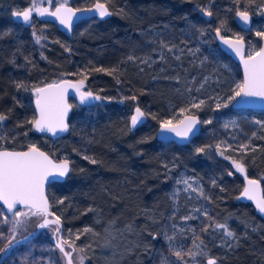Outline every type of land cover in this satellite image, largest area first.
<instances>
[{"label": "trees", "instance_id": "1", "mask_svg": "<svg viewBox=\"0 0 264 264\" xmlns=\"http://www.w3.org/2000/svg\"><path fill=\"white\" fill-rule=\"evenodd\" d=\"M97 1L108 4L112 12L110 18L80 23L72 38L42 19L27 25L20 22L16 30L11 16L0 15V112L9 117L3 123L5 140L0 148L26 150L34 145L55 159H67L71 163L68 178L53 182L48 188L51 211L60 217L64 231L97 226L94 222L97 213L101 221L98 225L102 228L112 221L129 224L140 217L144 209L161 211L168 197L163 168L177 163L191 167L195 161L192 148L205 146L201 143L203 131L187 145L158 140L160 122L169 116V106H176L185 98L180 82L202 85L199 79L193 80L198 72L214 69L224 72L220 64L213 68L203 61L199 47L191 49L192 39L186 38L187 33L197 27L214 35L213 30L224 21L228 30L221 31L235 38L242 33L235 22L236 11L252 10L251 6L248 8L249 0H70L69 4L87 8ZM202 7H210L214 15H203ZM148 29L163 34L161 39L155 40L163 58L141 65L143 60L136 58L133 52L136 40L133 37ZM33 32L42 37L40 43L36 42ZM245 34L252 35L251 32ZM214 37L208 38L218 47ZM259 45H262L261 38ZM193 50L198 51L195 57L191 56ZM152 51L156 49H150ZM220 51L233 63L243 82L239 64ZM130 56L134 59H129ZM200 61L203 62L201 67ZM100 67L116 71L110 75L94 70ZM82 73L87 75V90L101 99L93 105H81L72 98L70 131L62 138L55 140L37 133L29 123L38 117L33 89L65 78L80 80L84 78ZM225 78L228 76L224 74L222 80ZM18 83L25 87L18 89ZM131 96L136 100H131ZM137 106L149 115L147 122L133 131L130 121ZM246 111L264 114L263 110ZM93 160L96 162L92 163ZM228 163L229 159L219 155L216 171L220 173V185L208 201V215L217 223H227L236 239L225 238L222 230L201 231L202 225L210 222L203 216L188 250L197 251L194 245L203 241L208 256L185 255L187 264H206L208 258H215L217 264H264V218L251 202L240 199L245 177L259 179L264 191V132L258 150L249 153L244 161L245 176L231 169ZM41 222L40 217H33L29 234L37 230ZM54 227L51 225L44 230H50V241L55 245ZM23 244L17 245L8 258ZM7 246L8 243L3 249ZM65 248L69 250L67 245ZM164 251L173 264H183L167 246ZM87 257V264H91Z\"/></svg>", "mask_w": 264, "mask_h": 264}, {"label": "rangeland", "instance_id": "2", "mask_svg": "<svg viewBox=\"0 0 264 264\" xmlns=\"http://www.w3.org/2000/svg\"><path fill=\"white\" fill-rule=\"evenodd\" d=\"M69 2L70 0H0V15L11 16L17 23L13 24L17 30L21 26V21L12 16L13 11H23L33 5L52 9L58 4H69ZM248 2V8L251 6L252 10L243 11L250 12L255 20L253 29L250 31L251 37L237 27L242 32L238 36L244 37L249 54L253 51V46L256 50L261 47L260 37H257L255 33L264 31V1L249 0ZM38 19H40L39 14L34 11L32 21ZM224 29L228 30L226 27ZM154 30H142L133 37L136 39L133 47V52L137 54L136 58L139 56L140 60H149L147 63L140 61L141 65L149 64L162 55V51L155 46V40L159 37L161 39L163 34ZM214 35L206 32L201 35L196 27L194 31L187 33L186 38L192 39L191 49L199 47L202 50L203 61L208 62L213 68L215 64H220L224 69L223 74L218 69L212 72L200 71L193 80L199 79L202 85H195V83L193 85L192 81L180 82L185 98L178 105L169 106V116L166 118L171 119L174 124L191 112L197 113L196 115L203 122L201 143L204 144L205 151L198 153L196 151L198 148L194 145L192 149L195 161L191 167L177 163L163 168L168 197L160 212L144 209L141 216L129 224L119 225L117 221H112L102 228L99 226L101 221L97 213L94 217L97 226H86L80 231H64L63 239L74 244L77 249L84 248L83 253L78 251L73 253L75 264H78L77 257L80 255L85 257L84 264L88 263L87 255L91 259V264H162L165 259L168 264H173L172 259L164 251V246L170 249L165 234L174 237L172 243L177 249L188 250L190 241L197 235V228L202 223L203 213L205 211L209 213L208 201L213 196L216 186L220 185V173L216 171L218 157L222 156L220 153L223 152V155L229 159V167L235 169L233 160L244 164L248 154L258 150L260 136L264 132V114L256 111L248 112L246 111L248 109L236 110L233 108L234 101L228 103L226 107L223 106L226 98L231 95V90L242 82L238 78L233 63L226 60L221 49H218L219 45L216 47L209 40L208 37H214ZM214 38L216 39V36ZM150 49H156V51L150 52ZM197 52L193 50L191 56L195 57ZM224 74L228 76V79L222 80ZM201 100L204 103L200 108L191 107L193 102L199 103ZM217 103L221 104L219 109L216 108ZM181 109L186 111L181 113ZM207 120H211L212 123H204ZM0 136L5 137L4 125H0ZM217 145L220 147L217 148ZM181 179H187L193 188L202 189L204 195H200L199 191L185 190L186 185L178 183ZM197 209L199 211H196ZM3 216L8 217L7 222L3 221ZM185 216L195 218L182 219ZM12 220L13 215H8L0 204V249H3L13 235L15 238L25 236L32 228L33 217L13 234ZM77 235L79 239L76 238ZM56 247V244L50 241V230H42L35 238L18 248L7 259V264H67L66 258L60 251L58 252Z\"/></svg>", "mask_w": 264, "mask_h": 264}, {"label": "snow or ice", "instance_id": "3", "mask_svg": "<svg viewBox=\"0 0 264 264\" xmlns=\"http://www.w3.org/2000/svg\"><path fill=\"white\" fill-rule=\"evenodd\" d=\"M94 7L95 11L101 18L112 14L105 3L97 2ZM34 11L42 17L50 15L58 18L59 23L67 28H71L72 17L75 15L73 9L61 4L59 7H56L54 11H49L48 8L36 7L33 5L23 11H13L12 16L19 18L22 23L27 25L32 23V15ZM200 11L207 17H212L214 15L210 7H202ZM236 16L246 29L251 30L250 17L247 11H237ZM191 27L195 28L196 26L191 25ZM224 28L225 22L220 21V25L213 31L225 45H228L237 55L240 56L244 65V80L231 90V95L226 98L223 106L226 107L228 103L233 101L237 104L247 102V98L259 97L264 100V46L260 47L258 50L253 46V51H251L247 58H245L244 37L237 35L234 39L226 38L221 35V30ZM198 31L201 35L205 33L204 29H198ZM33 35L36 37V42L40 43L42 37L36 35L35 32H33ZM255 35L264 40V31H256ZM163 47L168 48L169 51L172 50L167 44H163ZM173 47H175V45H173ZM129 59H134V57L130 56ZM177 59H179V57H177ZM142 62L147 63V60ZM94 70L97 72H108L110 75L116 71V69L109 71L102 67L95 68ZM81 75H83L84 78L75 83L68 80H62L58 83L54 82L49 84L43 88L33 89L36 94V106L39 109L38 118L29 121L34 130L42 133H51L53 136L57 135V133L68 131L69 125L66 122V117L71 108V105H69L65 99L68 89L75 90L79 95L81 103L101 99L99 95H94L91 90H83L87 75L83 73ZM16 87L18 89L24 88L25 85L23 83H18ZM130 99L135 101L136 97L131 96ZM203 103V100L199 101V103L193 102L191 107L200 108ZM220 107L221 104L217 103L216 108L219 109ZM185 111V109H181V113ZM146 115L149 114H146L139 106H137L135 108V114L131 116V126L134 128L138 123H142ZM8 118L9 117L6 113L0 112V125H3ZM198 123H200V121L194 116H184L178 124H173L171 119H166L160 122L162 130L174 133L177 137L184 139H187L190 133L195 135L193 130ZM204 123L210 124L212 121L207 120ZM225 127H227V125H225ZM25 135H27V133H25ZM3 140H5V137L0 136V141ZM216 147L219 148L220 145H217ZM196 151L198 153L204 152L205 149L198 148ZM220 154L223 155L224 153L221 152ZM85 159L89 158L85 157ZM95 162V160L92 161V163ZM232 164L238 172H245L242 163L233 160ZM69 171V161L67 159L60 163H56L48 154L40 151L34 145H30L27 151H9L0 148V202H2L3 205L6 206L7 211L13 215V220L11 221L12 233L14 234L18 228L24 226L31 217H40L42 219V222L38 224L40 228L55 225L53 232L57 234L56 246L66 258L67 264H74L73 253L77 251L83 253L84 248L77 249L74 244L59 237L58 234L61 231L60 217L55 216L54 213L50 212V205L45 195V184L59 182L60 178H64L68 175ZM229 175H231V173H229ZM50 177L51 180L49 179ZM178 183L186 185L185 190L191 189L192 191H199L200 195H204L202 189L193 188L192 184L189 183L187 179H181ZM258 191L259 181L249 179L247 181V186L243 189L242 196L255 201L256 208L261 213H264V196L257 195ZM58 203H63V201H58ZM18 205L22 206L25 210L22 211L18 209ZM196 211H199V209ZM203 215L208 217L210 222L203 224L201 231L209 232V230H211V232L215 233L218 230H222V235L225 238H230L232 240L236 239V234L230 230L227 223L215 222L214 219L208 215L207 211H205ZM21 217L24 219H20ZM50 217L54 218L50 219ZM194 218L195 217L193 216L182 217L184 220ZM3 221L7 222L8 217L3 216ZM85 231L90 230L85 229ZM193 232H195V230H193ZM76 238L79 239V236L77 235ZM165 238L169 242V247L172 250L173 255L183 262V264H187L184 260L185 255L193 258L199 255L208 256L207 248L203 245V241H201L200 244L194 245L197 248V251L193 252L191 250L185 251L183 249H177L172 243L174 239L173 236H167L165 234ZM14 239V235L9 239V247L12 246L11 242ZM66 245L70 250H66ZM8 255L9 251L7 249H0V264H7L5 258L8 257ZM84 259L85 257L83 255L78 256V264H84ZM162 264H168V261L165 259L162 261ZM206 264H217V260L215 258H208Z\"/></svg>", "mask_w": 264, "mask_h": 264}, {"label": "water", "instance_id": "4", "mask_svg": "<svg viewBox=\"0 0 264 264\" xmlns=\"http://www.w3.org/2000/svg\"><path fill=\"white\" fill-rule=\"evenodd\" d=\"M97 2H99V3H105V2H103V1H97ZM96 2V3H97ZM95 3V4H96ZM95 4L93 5V6H91V7H87V8H77V7H75V6H73V5H70V4H64L66 7H68V8H71V9H73L74 10V12H75V15L72 17V26H71V28H67L66 26H64V25H61L60 23H59V19L58 18H56V17H52V16H50V15H45V16H39L40 17V19H42V20H44V21H46V22H50V23H53V24H55L57 27H58V29L60 30V31H62V32H65L66 33V35L68 36V37H70V38H72L73 37V34H74V31L76 30V28H77V26L80 24V23H82V22H84V21H87V20H91V19H99V20H106V19H108V18H110V16L112 15H109V16H106V17H103V18H101V17H99V15H98V13L95 11ZM106 4V6H107V8H108V10L111 12V9H110V7L108 6V4L107 3H105ZM61 4H58V5H56L54 8H52V9H49V11H54L55 10V8L56 7H59ZM239 11H243V10H239ZM112 13V12H111ZM249 13V17H250V29L252 30L253 29V26H254V17H253V15L250 13V12H248ZM18 20H20L19 18H17ZM21 21V20H20ZM235 22H236V24H237V26L241 29V30H243V31H245V32H250L251 30H248V29H246L240 22H239V20H238V17L235 15ZM221 35L222 36H225L226 38H230V39H234V38H232V37H228V36H226V35H224L223 34V32L221 31ZM216 39H217V42H218V45H219V47H220V49L222 50V51H224L227 55H229L235 62H237L238 64H239V66H240V68H241V71H242V74H243V80H244V65H243V61L241 60V58H240V56L239 55H237L236 53H235V51L233 50V49H231L228 45H225L224 43H223V41L222 40H220L217 36H216ZM262 46H264V40H262V45H261V47ZM247 56H248V46H247V43H246V41L244 40V57L245 58H247ZM62 80H68V81H71V82H73V83H75V82H77V81H79V80H75V79H71V78H65V79H62ZM62 80H60V81H62ZM60 81H58V82H60ZM57 82V83H58ZM54 83V82H53ZM49 84H52V83H48V84H46V85H43V86H41V87H39V88H43V87H45V86H47V85H49ZM83 90H85V91H87V84H86V82H85V86H84V89ZM93 93V92H92ZM94 95H97V94H95V93H93ZM72 98H75L81 105H93V104H96V103H98V101L99 100H92V101H88V102H85V103H81L80 102V99H79V95L75 92V90L74 89H68V91H67V94H66V97H65V99H66V102L69 104V105H71V108H70V110H69V112H68V115H67V117H66V122L68 123V125H69V119H70V116H71V113H72V110H73V107H72V104H71V99ZM35 101H36V99H35ZM35 108H36V111H37V114H38V116H39V109L37 108V106H36V102H35ZM141 108V107H140ZM233 108L234 109H236V110H240V109H251V110H263L264 111V100H262L261 98H259V97H255V98H247V102H243V103H240V104H237L235 101L233 102ZM141 110L142 111H144L142 108H141ZM145 112V111H144ZM146 113V112H145ZM135 114V110H134V113H133V115ZM186 116H194L195 118H197L199 121H200V123H198L197 125H196V127H195V129L193 130L194 132H195V135H192L191 133L189 134V137L187 138V139H184V138H181V137H177L174 133H171V132H168V131H166V130H162L161 129V126H160V128H159V130H158V132H157V138H158V140H160V141H162V142H166V143H171V142H174V143H176V144H179V145H187V144H190L191 142H193L197 137H199L200 135H201V133H202V131H203V122H202V119L199 117V116H197V115H194V114H188V115H186ZM38 118V117H37ZM147 115H146V117L143 119V122L142 123H138L134 128L131 126V129L133 130V131H135V130H137L138 128H140L141 126H143L146 122H147ZM182 120V119H181ZM179 122H177V123H174V124H178ZM130 125H131V121H130ZM69 131H70V125H69V128H68V131H66V132H63V133H57V135H55V136H53L51 133H46V132H44V133H42V132H38V131H36L37 133H39V134H43V135H47V136H49L50 138H52V139H55V140H58V139H60V138H62L63 136H65V135H67L68 133H69ZM37 148V147H36ZM40 151H42V152H45L46 154H48L49 155V157L54 161V162H56V163H60L61 161H63V160H58V159H55L53 156H51L48 152H46V151H44V150H42V149H40V148H38ZM7 150H9V151H13V150H10V149H7ZM28 149H26V150H14V151H27ZM69 168H70V171H69V173H68V175L66 176V177H64V178H60V180H59V182L60 181H65L67 178H68V176H69V174H70V172H71V169H72V166H71V163L69 162ZM241 173V172H240ZM243 176H245L246 175V171L244 172V173H241ZM50 180H51V177L49 178ZM249 179H253V180H258L259 181V191H258V193H257V195H259V196H264V191H263V185H262V182L259 180V179H255V178H250V177H245V186H244V188L247 186V181L249 180ZM52 183H46L45 184V195H46V197H47V199H48V202H49V205H50V212H52L51 211V203H50V199H49V197H48V188H49V186L51 185ZM243 188V189H244ZM242 192H243V190H242ZM242 192H241V195H240V199L242 200V201H245V202H251L254 206H255V201H252V200H249V199H247L246 197H243L242 196ZM0 204L2 205V207L6 210V212H7V214L8 215H12V213H9L8 211H7V209H6V206H4L3 205V203L2 202H0ZM17 208L18 209H21L22 208V206H20V205H18L17 206ZM255 208H256V206H255ZM256 210H257V212H258V214L261 216V217H263L264 218V213H261L257 208H256ZM51 218H54V217H50V219ZM60 226H61V232H60V234H59V237H62L63 238V234H64V229H63V224H62V222H61V220H60ZM45 228H47V227H45ZM45 228H40V227H38L37 228V230H35L33 233H31V234H27V235H25V236H21V237H18V238H15L11 243H12V246L11 247H9V244H8V246L6 247V249L9 251V255H8V257L10 256V254L13 252V250H14V248L17 246V245H19L20 243H26L27 241H30V240H32L33 238H35L42 230H44ZM57 239V238H56ZM55 239V240H56ZM67 250V249H66ZM8 257H6L5 259L7 260L8 259ZM74 261V260H73ZM75 264V263H74Z\"/></svg>", "mask_w": 264, "mask_h": 264}]
</instances>
